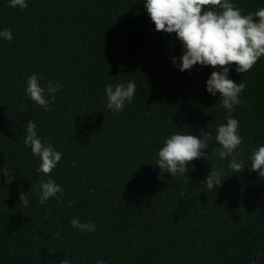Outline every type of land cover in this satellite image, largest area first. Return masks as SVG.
<instances>
[{"label":"trees","instance_id":"1","mask_svg":"<svg viewBox=\"0 0 264 264\" xmlns=\"http://www.w3.org/2000/svg\"><path fill=\"white\" fill-rule=\"evenodd\" d=\"M231 2L242 14L264 7V0ZM26 3L0 0V31L13 35L0 38V169L14 176L5 183L0 174V264H264V178L249 160L264 145V56L246 73L235 65L229 71L247 84L232 112L245 166L235 173L231 158L214 152L227 118L219 93L206 90L216 69L180 72L172 59L179 64L182 45L175 33L154 30L144 0ZM32 74L43 77L41 87L63 85L49 111L25 95ZM129 81L136 84L131 103L108 109L105 86ZM29 120L62 153L47 177L24 144ZM201 130L213 137L206 159L190 162L186 177L159 178L164 140ZM211 170L224 180L209 191L203 181ZM42 177L63 197L40 204ZM73 218L96 230L80 232Z\"/></svg>","mask_w":264,"mask_h":264},{"label":"clouds","instance_id":"2","mask_svg":"<svg viewBox=\"0 0 264 264\" xmlns=\"http://www.w3.org/2000/svg\"><path fill=\"white\" fill-rule=\"evenodd\" d=\"M27 6L26 0H9V7L24 9ZM143 8L154 24L155 31L175 33L176 39L182 45L183 53L179 57V64L176 58L172 59L173 65L178 67L180 72L191 70L195 65L216 69L206 81V90L212 96L219 93L222 106L227 110V118L226 123L216 129L215 141L219 147L214 152L218 153L220 159L230 157L229 167L233 172L240 173L245 167L243 161L238 160L242 155V150H238L242 137L238 134L239 122L232 118V112L241 104L240 94L247 84L235 83L229 78V71L230 67L235 65L238 74L246 73L264 56V7L242 14V9L231 0H144ZM0 38L11 41V29L0 31ZM42 79V76L30 75L27 78L25 95L44 111H49V104L55 102V93L63 85L50 81L46 87H41ZM135 91L136 84L132 81L126 85H106L107 108L116 113L123 111L125 103H131ZM46 93L48 99L45 98ZM35 129V122L27 121L24 144L30 147L32 155L40 160L35 171L47 177L61 161L62 153L55 150L51 138L42 141ZM212 139V134L203 130L200 136L174 133L165 139L156 161L160 169L159 178L162 179L165 172L173 178L178 174L186 177L189 171L187 165L190 162L202 156L206 159L204 150ZM249 160L250 170L264 178V145L254 150ZM0 174L5 178V183H11L14 179L8 167L0 169ZM222 176L220 171H209L203 181L207 190L221 186L224 180ZM43 177L37 185L39 203L43 205L57 194L62 198L64 189L53 179L45 180ZM19 200H23L25 205L28 203L23 194ZM72 203L74 202L69 201V205ZM70 223L80 232L96 230L94 222L82 223L79 218H73ZM60 264H69V261L65 258ZM96 264H104V261L98 260Z\"/></svg>","mask_w":264,"mask_h":264}]
</instances>
